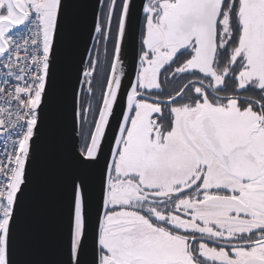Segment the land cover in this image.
<instances>
[{
  "label": "snow or ice",
  "instance_id": "obj_1",
  "mask_svg": "<svg viewBox=\"0 0 264 264\" xmlns=\"http://www.w3.org/2000/svg\"><path fill=\"white\" fill-rule=\"evenodd\" d=\"M75 6L0 0V264ZM90 6L55 264H264V0Z\"/></svg>",
  "mask_w": 264,
  "mask_h": 264
},
{
  "label": "water",
  "instance_id": "obj_2",
  "mask_svg": "<svg viewBox=\"0 0 264 264\" xmlns=\"http://www.w3.org/2000/svg\"><path fill=\"white\" fill-rule=\"evenodd\" d=\"M75 0L58 58L51 103L43 116L39 146L31 169L18 247V264H55L62 258L60 231L67 198V177L78 134L74 133L72 85L80 54L89 44L91 4Z\"/></svg>",
  "mask_w": 264,
  "mask_h": 264
}]
</instances>
